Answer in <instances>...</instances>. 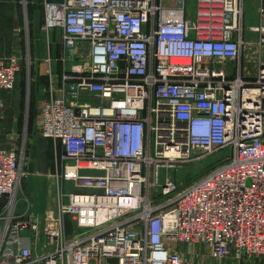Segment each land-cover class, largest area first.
Instances as JSON below:
<instances>
[{
  "label": "built area",
  "instance_id": "2783aa9c",
  "mask_svg": "<svg viewBox=\"0 0 264 264\" xmlns=\"http://www.w3.org/2000/svg\"><path fill=\"white\" fill-rule=\"evenodd\" d=\"M194 1L192 17L187 0L44 3L45 29L62 30L71 63L40 126L63 149L44 233L57 244L34 256L23 232L38 221L10 202L0 264H196L181 243L208 247L214 260L264 263V56L245 72V0ZM21 67L20 56H0V90H13ZM225 150L188 184L169 173ZM21 163L18 148L0 149V205L13 200Z\"/></svg>",
  "mask_w": 264,
  "mask_h": 264
},
{
  "label": "crops",
  "instance_id": "0c3cea01",
  "mask_svg": "<svg viewBox=\"0 0 264 264\" xmlns=\"http://www.w3.org/2000/svg\"><path fill=\"white\" fill-rule=\"evenodd\" d=\"M46 1L62 0H0V56L16 55L22 59L13 90H0V149L19 148L22 144L21 132H32L35 135V120L40 116L42 121V108L51 96V86L57 96L63 94L66 86L63 73L70 67V62L65 60L70 52L63 45L61 29L43 30ZM262 8L264 0H245V30H253L261 35L264 26ZM189 13L192 17L194 12ZM243 59L247 65L252 62L250 56ZM58 154L56 149L55 162L53 160L49 169L51 172H48H53L54 178V174L62 171V155ZM63 187L68 192L74 190L70 182H64ZM10 202L14 203L16 215L24 213L30 206L38 221L37 232L32 229L23 232L25 244L31 247L33 255L39 256L54 250L57 243L48 240L44 233L47 225H50L45 220V214L51 212L55 216L57 213L55 194L49 197L46 195L43 204L37 208L22 197L10 198L9 201L3 199L1 205ZM49 206L53 207L52 211L47 209ZM66 227L70 240L73 225L69 218H66Z\"/></svg>",
  "mask_w": 264,
  "mask_h": 264
},
{
  "label": "rangeland",
  "instance_id": "374dc122",
  "mask_svg": "<svg viewBox=\"0 0 264 264\" xmlns=\"http://www.w3.org/2000/svg\"><path fill=\"white\" fill-rule=\"evenodd\" d=\"M195 1L187 0V9L189 12H194ZM43 30H45V21ZM244 40L247 43L245 45V53L243 58H247L250 56L252 59L248 65L246 61L243 62L244 69H246L249 75L256 74V65L255 58L257 59L259 56H264V45L260 44V35L259 33H255L253 30H245ZM71 65V63H70ZM227 67L232 69H237L240 67L239 62H229L227 63ZM236 72V71H235ZM231 77L236 78V74L231 75ZM37 123L35 135L30 132H21V143L19 145V151L22 158V179L19 184L17 192L14 194L13 199L18 197L25 198L34 205V207H38L43 204L44 198L47 195L48 197L52 195L57 189V181L56 178L51 174H49L51 169L55 150L57 149L58 156L63 154V149L60 145L56 146L52 144L51 140L45 138L40 131L41 118L38 116L35 120ZM43 136V137H42ZM200 153V152H197ZM229 151L225 150L219 152L217 154L211 155L209 157H205L201 160L191 162L189 164L183 165L181 168H173L170 170V175L179 185L188 184L194 179L201 176L208 169L212 167V165L221 159ZM49 172V173H48ZM162 176L166 174V171L163 170ZM52 175V176H51ZM55 175V174H54ZM51 192H53L51 194ZM11 196H6L4 199L8 200ZM5 204L0 205V209H2ZM55 208V206H54ZM49 211L53 210V207L49 206L47 208ZM51 212H47L45 214V218ZM178 250L183 252L188 260L195 262L196 264H236V260L232 257H226L222 260H214L210 256L209 248L197 244V243H181L177 245ZM238 264V263H237ZM264 264V263H262Z\"/></svg>",
  "mask_w": 264,
  "mask_h": 264
},
{
  "label": "water",
  "instance_id": "95a60500",
  "mask_svg": "<svg viewBox=\"0 0 264 264\" xmlns=\"http://www.w3.org/2000/svg\"><path fill=\"white\" fill-rule=\"evenodd\" d=\"M107 262L109 264H117L118 263V259H116V258H108Z\"/></svg>",
  "mask_w": 264,
  "mask_h": 264
}]
</instances>
